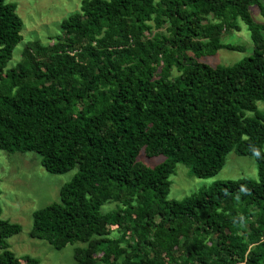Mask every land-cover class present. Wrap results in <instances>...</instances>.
Segmentation results:
<instances>
[{
	"label": "trees",
	"instance_id": "1",
	"mask_svg": "<svg viewBox=\"0 0 264 264\" xmlns=\"http://www.w3.org/2000/svg\"><path fill=\"white\" fill-rule=\"evenodd\" d=\"M252 4L264 16L261 0H81L52 43L27 42L6 68L22 20L0 0V149L34 151L52 173L78 169L59 201L33 211L31 237L79 242L74 264H264V24ZM239 19L252 53L199 61L240 48L222 40ZM141 149L165 158L147 166ZM231 150L255 158L257 179L167 198L176 163L212 176ZM20 230L0 207V264H37L8 248Z\"/></svg>",
	"mask_w": 264,
	"mask_h": 264
},
{
	"label": "rangeland",
	"instance_id": "2",
	"mask_svg": "<svg viewBox=\"0 0 264 264\" xmlns=\"http://www.w3.org/2000/svg\"><path fill=\"white\" fill-rule=\"evenodd\" d=\"M15 4L16 12L22 20L21 40L15 45L11 59L6 68L19 61L21 50L29 41L37 40L42 44L52 43L50 36L60 33V22L70 14L78 11L81 0H5ZM264 5V0H261ZM249 11L253 19L264 24V16L257 5L252 4ZM239 30L224 33L222 40L235 45L237 49L220 48L211 55H201L199 61L211 65L233 64L248 56L253 51L250 33L242 20H238ZM157 30L153 27V31ZM167 34V27L159 29ZM157 30V31H159ZM264 35V32H263ZM178 70L173 68L171 74ZM257 107L264 110V101H258ZM252 115V112H246ZM137 160L147 166H154L165 156L147 155L141 149ZM41 155L34 151L9 153L0 149V207L1 217L17 222L21 230L6 238L8 248L24 263V257L37 259V264H74L73 249L79 242L67 243L62 248H54L47 240L29 235L32 225V213L53 201H59V189L62 184L71 180L77 172L73 167L62 173H52L41 165ZM247 177L257 179V162L253 156L240 155L231 150L223 167L214 175L199 177L194 175L189 166L178 162L169 176L167 198L180 199L183 196L206 188L217 180ZM115 207V202H106L102 211ZM113 229L114 226H111Z\"/></svg>",
	"mask_w": 264,
	"mask_h": 264
}]
</instances>
